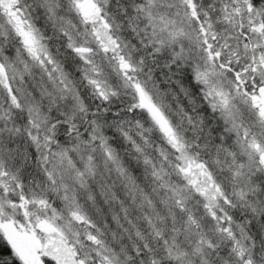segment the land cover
Masks as SVG:
<instances>
[{
	"label": "snow or ice",
	"instance_id": "snow-or-ice-1",
	"mask_svg": "<svg viewBox=\"0 0 264 264\" xmlns=\"http://www.w3.org/2000/svg\"><path fill=\"white\" fill-rule=\"evenodd\" d=\"M0 264H264V0H0Z\"/></svg>",
	"mask_w": 264,
	"mask_h": 264
}]
</instances>
